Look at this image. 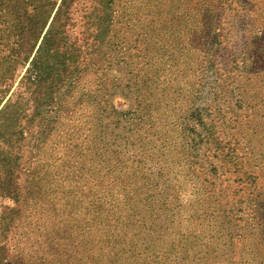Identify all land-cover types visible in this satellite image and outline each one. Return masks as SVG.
Wrapping results in <instances>:
<instances>
[{"label": "trees", "instance_id": "1", "mask_svg": "<svg viewBox=\"0 0 264 264\" xmlns=\"http://www.w3.org/2000/svg\"><path fill=\"white\" fill-rule=\"evenodd\" d=\"M0 264H264V0H0Z\"/></svg>", "mask_w": 264, "mask_h": 264}, {"label": "rangeland", "instance_id": "2", "mask_svg": "<svg viewBox=\"0 0 264 264\" xmlns=\"http://www.w3.org/2000/svg\"><path fill=\"white\" fill-rule=\"evenodd\" d=\"M13 204L12 199L11 198H3L0 200V206H11Z\"/></svg>", "mask_w": 264, "mask_h": 264}]
</instances>
